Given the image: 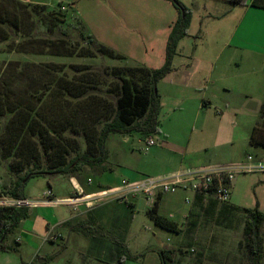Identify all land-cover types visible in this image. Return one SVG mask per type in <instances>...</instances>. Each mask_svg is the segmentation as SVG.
I'll return each mask as SVG.
<instances>
[{
	"label": "rangeland",
	"instance_id": "374dc122",
	"mask_svg": "<svg viewBox=\"0 0 264 264\" xmlns=\"http://www.w3.org/2000/svg\"><path fill=\"white\" fill-rule=\"evenodd\" d=\"M37 1L55 12L64 13L66 21L61 22L55 18L54 13L36 8L31 16H25L28 27L35 30L32 37L36 41L65 40V44H61L64 50L88 49L96 53V56L56 54L53 53L54 48L44 54L20 52L26 37L23 34L13 33L10 39L0 42V64L20 62L22 66L24 63H34L36 66L29 69V74L35 77L37 82L40 78L45 80L51 78L46 75L50 73L46 68L55 72L57 70L56 78L65 75L68 78H75L78 74L74 72L73 66L83 65L90 67L93 73L100 72L99 82L102 89H105L114 85L115 78L110 76L107 83L104 82V77H100L104 73H112L115 68H160L165 60L168 35L179 18V11L172 0H22L21 2L34 6L38 5L35 4L38 3ZM175 1L181 2L191 12L188 34L180 40L176 55L178 56L179 53L190 56L188 60H191L193 54L194 56L201 54L207 55L208 59L212 60L221 51L222 38L229 36L233 31L234 24H231L232 10L234 15L233 6L225 0ZM0 3L8 4L3 0ZM23 7L20 8L25 9ZM239 12L242 14L244 11L241 9ZM100 45L113 50L115 55L111 57L99 53ZM34 46L38 49L45 47L41 44ZM27 48L32 47L27 45ZM196 51L202 53H194ZM171 78L172 74L169 73L162 79L160 87L157 86L161 102L160 132L152 136L158 144L168 140L173 150L172 153L164 151V156L159 157V162L171 156H176L179 162L184 159L189 161L190 156H184L187 148L188 153L197 148L202 157L209 159L213 149L211 145L214 142L210 126L217 124V117L221 116L220 111L226 108L211 107L208 104L204 106L202 102L203 107L198 109L194 101L197 94L192 93L186 86L178 88L175 82H171ZM117 79L115 84L119 83ZM176 79L178 80V76ZM42 83L36 85L37 90ZM17 85L22 87L20 82ZM238 109L244 110L237 105L229 110L233 112ZM150 138L151 136L145 137L136 130L127 135L111 134L106 142L109 151L108 161L95 168L81 165L80 171L74 175L79 176L81 181H87L91 177L94 187H97L102 180H100L101 175L93 171L101 173L105 172L104 169H112L113 172H109L108 175L119 182L124 177L132 180L151 178L152 170L157 167L158 157L145 150L146 141ZM235 141L240 146L238 140ZM230 146H223L221 149L227 150ZM85 148L82 142L81 152H84ZM248 149L249 145L238 152L241 160L246 159ZM260 151L264 149L250 148L255 160H260L263 156ZM76 155L77 153H71L69 160ZM9 164V161H3L0 165V192L10 188L17 179L25 175V172L10 173ZM69 177L71 176L34 177L26 182L24 187L26 198L39 200L40 205L50 208L30 207L29 217L9 238L10 244L16 245L19 251L0 253V264H32L37 259L44 262L43 259L48 257L50 259L46 264H160V251L163 249H171L172 260L180 264L218 262V257H215L211 250L204 249L189 236H185V243L180 246L178 234L158 228L149 219L143 207L135 208L116 199L113 201L115 197L113 194L101 199L100 206L97 207L99 210L90 209V214L81 216L77 211H73L71 205L49 204L50 201L70 196L73 189ZM49 191H52L53 196L47 197ZM234 192L238 206L250 209L258 207L264 213L263 170L239 174L234 184ZM10 200L8 195L0 198V201ZM41 215L60 219L78 216L79 219L73 220L68 226L53 229L52 235L58 238L54 241H45L47 223L43 218H36ZM34 222L36 223L33 231H30ZM236 226L238 225H234L235 229ZM29 233L36 236L35 241L25 239L26 234ZM202 238L205 236L203 235ZM16 240L19 242L17 243ZM235 254L229 252L230 256ZM230 258L224 257L222 261L231 264Z\"/></svg>",
	"mask_w": 264,
	"mask_h": 264
},
{
	"label": "trees",
	"instance_id": "16d2710c",
	"mask_svg": "<svg viewBox=\"0 0 264 264\" xmlns=\"http://www.w3.org/2000/svg\"><path fill=\"white\" fill-rule=\"evenodd\" d=\"M172 1L179 11V18L168 35L162 67L115 68L112 73H104L100 77H104L107 83L110 76L115 78L114 85L107 89L101 87L100 72L93 73L90 67L83 65L73 66L78 74L75 78H68L67 75L56 78L57 70L43 67L50 72L46 75L51 78H40L37 82L29 74V69L36 66L34 63L22 66L20 62L0 64V165L9 161L10 173L25 172L10 188L0 192V198L8 195L11 199H27L24 187L34 177L73 176L80 171L81 165L90 168L102 166L109 159L106 142L111 134L127 135L136 130L150 137L160 132L161 102L157 86L171 73L178 44L188 34L191 24V12L181 2ZM228 1L239 5L251 3L264 9V0ZM3 2L8 4L0 3V42L10 39L13 33H19L26 37L20 52L44 54L54 48L53 53L56 54L96 56L88 49L64 50L61 44L64 45L65 40L36 41L32 37L35 30H31L25 22V16H31L36 8L54 13L61 22L66 21L64 13L55 12L46 5L33 6L19 0ZM22 6L25 9H21ZM35 44L45 47L38 49ZM27 45L32 48L28 49ZM98 52L111 57L115 55L113 50L103 45ZM116 79L119 80L117 84ZM19 82L21 88L17 85ZM40 82L43 83L37 90L36 85ZM203 104L206 105V102ZM262 116L250 139L254 148H264V104ZM82 142L86 146L84 152H81ZM71 153L77 155L69 160ZM29 213V207L0 206V253L19 251L16 245L10 244L9 238L29 217ZM147 214L156 226L168 232H179L178 223L159 215L158 202ZM263 224L264 213L258 207L249 209L244 229L249 264H259L262 259ZM170 255L169 251H161V264H180L173 261ZM49 259L44 258V262L37 259L32 264H46Z\"/></svg>",
	"mask_w": 264,
	"mask_h": 264
},
{
	"label": "crops",
	"instance_id": "0c3cea01",
	"mask_svg": "<svg viewBox=\"0 0 264 264\" xmlns=\"http://www.w3.org/2000/svg\"><path fill=\"white\" fill-rule=\"evenodd\" d=\"M225 1L233 6L234 15L232 10L231 24H234V26L232 33L222 38L220 43L221 51L219 54L212 60L208 59L207 55L200 54L194 56L193 54V58L188 60L190 56H184L183 54L179 55L178 53V56L176 55L174 57L171 71V82H175L178 88L186 86L192 93L197 94L194 97V101L198 109L203 107L204 104L202 105V102H206V105H211V107L222 106L226 108L224 111H220L221 116L217 117V124L215 126H210L214 139L211 145L213 149L210 153V157L209 159L208 157H202V154L197 148H194L193 151L188 153L189 150L187 148L184 156L189 155V161L184 159L179 162L176 156H171L170 158L167 157L164 161L162 160V162L166 164L164 165L162 162H159V157H162V155L164 156V151L173 152L170 142L166 140L163 144H158L154 139L156 142L155 145L148 147L146 141L145 150L158 157L156 161L157 167L151 172L153 177L171 175L183 170L187 171L239 164L244 162L249 155H252L250 148L254 147L251 146L250 139L254 128L259 124L261 118H263L264 9L254 7L251 3L239 5L228 0ZM31 3L34 4V2ZM35 4L42 5L41 2ZM241 9L244 11L242 14L239 12ZM194 53L202 52L196 51ZM176 76H178V80ZM161 81L158 83V87H160ZM234 105L244 110L238 109V111H230L229 109ZM151 138H153V136H151ZM165 139L166 137H164V140ZM235 140H238L240 146L237 145ZM195 141L198 143V139ZM229 145H231L228 147L229 149H221V147ZM247 145H249V149L246 150L248 152L246 159L241 160L242 158H239L238 152ZM207 149H209V147ZM207 152L209 151L207 150ZM260 152L263 155L260 159H264V151ZM104 171L105 172L101 173L99 171H93L101 175L100 180H102V182H99L97 187L93 186L94 181L91 177H89L87 181H81L79 176L75 175L69 177L73 191L68 198L76 195L84 201L77 205H71V207L74 208L73 211L75 210L80 213L79 216L90 214V209L95 211L99 210V208H97L100 206L99 202L108 195L99 198H97V196L104 193V191L117 188L122 180L138 181L124 177L119 182L108 175L109 172H113L112 169ZM238 175L232 184V195L228 203H220L213 197L197 195L194 196L192 204H187L185 198L189 194L178 192L175 194L158 195L154 199H148L144 197L143 194L129 195L130 202H128V204L135 208L141 206L148 212V210L158 202L159 215L178 223L180 230L176 234L180 236V246L184 245L185 236H189L191 240L200 244L204 249L208 248L213 252L215 257H218V262H214L215 264H226L222 261L224 257L225 259L231 257L229 259L231 264H249V256L244 243V229L248 210L250 208L238 206L235 201L234 184ZM80 191L83 193L81 194ZM113 198L114 201L116 197ZM63 205L70 206V204ZM32 208L44 209L50 208V206L40 205ZM36 218H43L47 223V235L44 240L54 241L49 239V236H56L52 235V230L66 225L68 226L73 220H77L78 216H73L71 218L63 217L60 219L57 217L54 218L53 216L47 218L41 215ZM23 222L21 224H23ZM35 223L36 222L32 224L30 231H33ZM234 225H238V227L236 226L237 228L235 229ZM203 235L205 238H202ZM26 236L25 239L27 241L31 240L33 242L36 239L34 234L32 235L29 233L26 234ZM262 247L263 254L259 264H264V224L262 228ZM36 249H38V247ZM161 251H164V249ZM165 251L171 252L172 250L168 249ZM173 251H175V249ZM229 252H235L236 254L230 256ZM227 264H230V262H227Z\"/></svg>",
	"mask_w": 264,
	"mask_h": 264
},
{
	"label": "built area",
	"instance_id": "2783aa9c",
	"mask_svg": "<svg viewBox=\"0 0 264 264\" xmlns=\"http://www.w3.org/2000/svg\"><path fill=\"white\" fill-rule=\"evenodd\" d=\"M155 140H147L148 147L155 145ZM148 150V148H147ZM264 171V160H255L253 155H249L246 161L239 164L222 165L213 168H201L193 170H183L171 175L145 178L138 181L122 180L121 184L114 189L104 191L97 196L104 197L110 194L115 195L120 202L128 203L129 195L143 194L148 199H154L158 195L175 194L183 192L189 194L185 198L187 204H192L194 196L213 197L220 203H228L232 195V184L236 176L243 172ZM82 194L83 192L80 191ZM53 196L52 191L47 193V197ZM11 199V198H10ZM51 199V198H50ZM84 201L78 196L59 199L49 204H70L77 205ZM41 202L29 199H11L10 201H0V206L32 207L40 205ZM43 204V203H42ZM58 236H49L55 240Z\"/></svg>",
	"mask_w": 264,
	"mask_h": 264
}]
</instances>
